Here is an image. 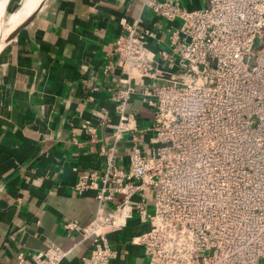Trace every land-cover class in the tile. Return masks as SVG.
<instances>
[{
  "label": "built area",
  "instance_id": "built-area-1",
  "mask_svg": "<svg viewBox=\"0 0 264 264\" xmlns=\"http://www.w3.org/2000/svg\"><path fill=\"white\" fill-rule=\"evenodd\" d=\"M143 6L181 22L170 29L168 50L151 47L156 34L140 18L124 20L104 71L122 74L116 141L138 132L127 113L138 87L154 112L156 147L148 156L135 144L126 167L115 164L111 148L104 172L76 187L95 190L97 218L65 228L93 238L85 264H111L107 235L134 216L148 225L133 242L149 264H264V0H208L194 11L180 0ZM110 202L114 210H106ZM68 255L53 245L33 264H60ZM18 259L28 264L24 253Z\"/></svg>",
  "mask_w": 264,
  "mask_h": 264
},
{
  "label": "crops",
  "instance_id": "crops-1",
  "mask_svg": "<svg viewBox=\"0 0 264 264\" xmlns=\"http://www.w3.org/2000/svg\"><path fill=\"white\" fill-rule=\"evenodd\" d=\"M207 1L180 0V5L194 11ZM139 18L142 29L156 34L149 38L151 47L168 50L170 29L181 22L156 17L143 0H45L0 53V264H19L20 253L33 264L53 245L69 252L60 264H85L93 238L65 224L90 226L99 205L95 190L79 192L77 184L104 172L113 147L119 167L128 165L135 144L148 156L154 152V112L138 87L127 107L138 132L116 141L114 96L124 87L122 74L104 71L122 22ZM105 208L114 210L115 203ZM147 229L134 216L109 233L116 252L111 264H149L144 249L133 242Z\"/></svg>",
  "mask_w": 264,
  "mask_h": 264
},
{
  "label": "bare ground",
  "instance_id": "bare-ground-1",
  "mask_svg": "<svg viewBox=\"0 0 264 264\" xmlns=\"http://www.w3.org/2000/svg\"><path fill=\"white\" fill-rule=\"evenodd\" d=\"M7 0H0V41L8 37L17 27H19L41 4V0H23L18 5L17 10L7 16V9L10 5L16 4Z\"/></svg>",
  "mask_w": 264,
  "mask_h": 264
},
{
  "label": "water",
  "instance_id": "water-1",
  "mask_svg": "<svg viewBox=\"0 0 264 264\" xmlns=\"http://www.w3.org/2000/svg\"><path fill=\"white\" fill-rule=\"evenodd\" d=\"M8 3L11 0H7ZM45 0H41V4L38 6V8L19 26L17 27L8 37H6L4 40L0 41V53L4 48H6L9 44H11L19 35L20 33L31 23V21L35 18V16L40 11L41 7L43 6Z\"/></svg>",
  "mask_w": 264,
  "mask_h": 264
},
{
  "label": "rangeland",
  "instance_id": "rangeland-1",
  "mask_svg": "<svg viewBox=\"0 0 264 264\" xmlns=\"http://www.w3.org/2000/svg\"><path fill=\"white\" fill-rule=\"evenodd\" d=\"M15 6L14 5H10L7 9V16H11L16 10H17V6L22 4L23 0H14L13 3H15ZM262 38L261 37H258V39L256 40L255 42V45H254V50L256 51L257 49H259L262 45Z\"/></svg>",
  "mask_w": 264,
  "mask_h": 264
}]
</instances>
